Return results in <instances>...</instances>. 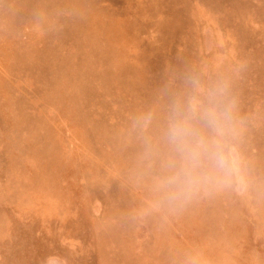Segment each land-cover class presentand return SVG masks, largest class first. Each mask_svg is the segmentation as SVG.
Segmentation results:
<instances>
[{"label":"rangeland","instance_id":"1","mask_svg":"<svg viewBox=\"0 0 264 264\" xmlns=\"http://www.w3.org/2000/svg\"><path fill=\"white\" fill-rule=\"evenodd\" d=\"M195 83L242 179L169 202ZM0 264H264V0H0Z\"/></svg>","mask_w":264,"mask_h":264},{"label":"clouds","instance_id":"2","mask_svg":"<svg viewBox=\"0 0 264 264\" xmlns=\"http://www.w3.org/2000/svg\"><path fill=\"white\" fill-rule=\"evenodd\" d=\"M233 107L223 88L205 90L198 83L174 107L165 132L174 155L159 181L169 202L186 200L202 187L242 179Z\"/></svg>","mask_w":264,"mask_h":264}]
</instances>
